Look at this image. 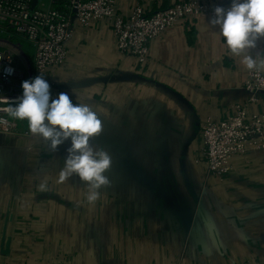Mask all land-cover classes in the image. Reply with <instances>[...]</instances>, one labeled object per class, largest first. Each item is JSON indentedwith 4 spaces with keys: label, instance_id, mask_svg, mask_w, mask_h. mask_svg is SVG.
Masks as SVG:
<instances>
[{
    "label": "crops",
    "instance_id": "crops-1",
    "mask_svg": "<svg viewBox=\"0 0 264 264\" xmlns=\"http://www.w3.org/2000/svg\"><path fill=\"white\" fill-rule=\"evenodd\" d=\"M178 1L118 0V12ZM209 18L154 38L144 65L116 50L108 28L76 34L51 75L52 96L69 92L97 111L103 127L91 143L111 156L110 184L89 204L77 176L58 182L67 141L53 152L30 144L34 136L0 134V242L10 239L0 264H264V152L236 156L220 178L200 158L202 121L227 118L249 96L242 57ZM250 52L263 66L264 39ZM127 74L140 79L118 80ZM258 98L248 111L264 114V92ZM164 196L187 206L190 230Z\"/></svg>",
    "mask_w": 264,
    "mask_h": 264
},
{
    "label": "built area",
    "instance_id": "built-area-1",
    "mask_svg": "<svg viewBox=\"0 0 264 264\" xmlns=\"http://www.w3.org/2000/svg\"><path fill=\"white\" fill-rule=\"evenodd\" d=\"M31 2L0 0V97L10 104L22 94L21 82L39 74L49 82L52 94L51 75L66 63L69 43L79 32L94 26L110 29L116 50L144 65L150 59V41L176 24L199 16L212 17L218 6L204 0H180L147 12L136 3L123 15L118 12V0H38L33 9ZM8 69H12L10 74ZM245 89L249 93L246 104L236 105L223 120L206 118L201 123L200 158L212 176L227 174L238 155L249 150L264 152V114L247 108L264 92V65L248 70ZM7 108L6 100L0 99V134L30 140L31 133L23 131L28 128L27 121L13 119ZM34 140L30 144L40 141L37 137Z\"/></svg>",
    "mask_w": 264,
    "mask_h": 264
},
{
    "label": "clouds",
    "instance_id": "clouds-1",
    "mask_svg": "<svg viewBox=\"0 0 264 264\" xmlns=\"http://www.w3.org/2000/svg\"><path fill=\"white\" fill-rule=\"evenodd\" d=\"M208 23L218 29L228 51L242 57L241 62L249 71L258 68L250 50L257 46L258 40L264 39V0H231L228 7L216 6ZM7 71L10 74L12 69ZM21 88L22 94L14 104L0 97L8 103V114L13 119L27 121L31 135L53 152L68 142L58 182L77 176L87 186V202L95 203L101 189L110 184L105 173L112 163L102 145L91 143L103 127L97 111L86 99L74 102L69 92H59L53 97L50 84L42 74L23 80ZM38 189L47 191L48 186L42 181Z\"/></svg>",
    "mask_w": 264,
    "mask_h": 264
},
{
    "label": "water",
    "instance_id": "water-1",
    "mask_svg": "<svg viewBox=\"0 0 264 264\" xmlns=\"http://www.w3.org/2000/svg\"><path fill=\"white\" fill-rule=\"evenodd\" d=\"M37 1L38 0H32L31 2V9H33L36 4H37ZM123 78H118V80L120 79H123V80H136V79H140V76L138 74H127V75H123L122 76ZM112 78V77H111ZM111 78H103L104 81H107ZM102 79V80H103ZM155 188H161L160 186L156 185ZM166 202L168 203V205L171 203L172 204V208L174 207V209H176L178 215L180 216L181 218V222L184 226V228L186 230H190L191 226H192V214L190 212V210L187 208V206H184V205H180V203L176 202L174 200V198L172 197H168L166 198L164 196ZM3 236L1 237V242H0V252L2 254H8L9 253V243H10V239L6 241L5 245L3 243Z\"/></svg>",
    "mask_w": 264,
    "mask_h": 264
},
{
    "label": "rangeland",
    "instance_id": "rangeland-1",
    "mask_svg": "<svg viewBox=\"0 0 264 264\" xmlns=\"http://www.w3.org/2000/svg\"><path fill=\"white\" fill-rule=\"evenodd\" d=\"M23 131H24V132H27V131H28V128L26 127ZM63 200H64V199H63Z\"/></svg>",
    "mask_w": 264,
    "mask_h": 264
}]
</instances>
